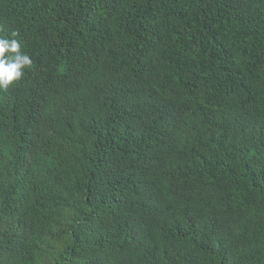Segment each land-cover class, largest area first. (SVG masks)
I'll return each mask as SVG.
<instances>
[{"label": "trees", "instance_id": "trees-1", "mask_svg": "<svg viewBox=\"0 0 264 264\" xmlns=\"http://www.w3.org/2000/svg\"><path fill=\"white\" fill-rule=\"evenodd\" d=\"M0 38V264H264V0H0Z\"/></svg>", "mask_w": 264, "mask_h": 264}, {"label": "clouds", "instance_id": "clouds-1", "mask_svg": "<svg viewBox=\"0 0 264 264\" xmlns=\"http://www.w3.org/2000/svg\"><path fill=\"white\" fill-rule=\"evenodd\" d=\"M11 35L18 34L13 32ZM19 49L20 43L16 39L0 38V89H7L21 78L24 67L32 65L30 56L21 54Z\"/></svg>", "mask_w": 264, "mask_h": 264}]
</instances>
